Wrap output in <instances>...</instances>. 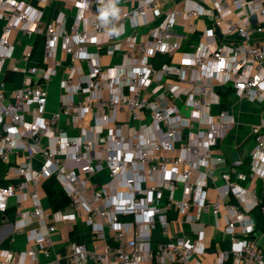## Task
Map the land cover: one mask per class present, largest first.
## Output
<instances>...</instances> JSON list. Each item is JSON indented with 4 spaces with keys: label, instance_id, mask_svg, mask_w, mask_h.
I'll list each match as a JSON object with an SVG mask.
<instances>
[{
    "label": "built area",
    "instance_id": "1",
    "mask_svg": "<svg viewBox=\"0 0 264 264\" xmlns=\"http://www.w3.org/2000/svg\"><path fill=\"white\" fill-rule=\"evenodd\" d=\"M34 1L48 0H0V164L23 178L0 185V212L17 198L16 230L24 232L37 221L28 238L48 259L46 264H62V256L54 252L56 223L76 222L81 212L93 242L88 245L70 236V264H200L193 258L205 251L204 231L197 239L181 236L157 245L152 240L155 229L168 234L172 209L189 214L197 207L199 213L225 219L231 248L219 252L220 263L231 258L233 264H264V248L252 238L256 224L251 215L260 204L257 182L264 180V125L253 128L250 171L235 174L236 180L249 181L252 187L240 186L224 174L226 183L214 201H208L207 191L215 179L213 171L226 163L213 149L237 122L227 109L212 114L222 102L219 91L264 103V0H215L210 8L201 3L205 0H135L131 8L118 5L119 16L108 26L98 19L100 0H62L77 7L70 25L64 12L44 21ZM164 2L171 4L165 11ZM152 14L165 17L147 38L141 37L139 30ZM199 18L211 23L200 35L209 40L183 52L179 64L156 67L150 62L158 53L172 56L179 51L187 34L177 28L197 34ZM112 27L120 34H111ZM18 31L43 38L44 66L26 65L31 47L14 57ZM60 45L70 62L59 107L47 117L46 83L61 66L56 60ZM120 49H125L126 61L104 67L103 52L113 55ZM12 57L11 69L23 74V86L8 97L2 74ZM181 106L191 115L185 116ZM119 114L137 126L126 131ZM63 118L78 134L68 132ZM38 156L41 162L35 167ZM103 172L107 180L97 183ZM51 176L70 199L67 209L49 212L43 207L39 188ZM230 196L237 203L225 201ZM26 202L30 209H21ZM261 211L264 214V206ZM189 218L196 221L198 216ZM0 256V264L39 260L34 248L17 254L2 250Z\"/></svg>",
    "mask_w": 264,
    "mask_h": 264
},
{
    "label": "crops",
    "instance_id": "2",
    "mask_svg": "<svg viewBox=\"0 0 264 264\" xmlns=\"http://www.w3.org/2000/svg\"><path fill=\"white\" fill-rule=\"evenodd\" d=\"M215 0H205L201 1V3L206 7L214 6ZM36 4L39 10L43 13V20L49 21L54 19L60 12H64L67 15L66 21L67 24L70 25L74 18L77 15V7L73 2H64L62 0H48L46 3L40 4L38 2H33ZM135 0H120L119 5L123 7H133L135 4ZM171 4L164 2L163 10H167ZM165 14L161 17H154L152 14L145 18L146 24L143 25L140 30V36L147 38L152 29L159 24ZM4 24V20L0 18V37H1V28ZM208 25H211L210 21L206 18H199L197 20V26L199 32L196 34L188 33L182 27H178L177 31L180 33H186L187 38L184 41L181 49L170 56V62L174 64H179L183 60V52L192 51V45L204 41L205 38H201V31ZM131 29L129 26L126 28V33L129 34ZM41 36H27L22 32H16L13 39L15 42V53L14 57H20L24 51L28 48H32V57L30 62L26 65H41L43 64V52L34 51L37 46L38 40ZM264 41V34L261 36ZM100 39H105L104 36L100 37ZM209 40V39H206ZM205 40V41H206ZM90 49H94V45L90 46ZM12 57L8 60L7 66L3 72V77L6 81V91L8 97L11 96L14 90L20 89L23 86V74L15 73L12 71V65L15 62V58ZM153 56L150 59V62L153 64ZM56 60L61 63L59 67L58 74L52 78L49 82L46 83V86L49 90L50 97V112H54L59 107L60 96L62 94V79L67 76V65L70 62V56L65 54L62 45L59 46L56 54ZM126 61L125 58V49H120L116 51L113 55H108L106 52H103L102 55V63L104 67L111 68L116 64H121ZM24 65V63H22ZM165 64V63H164ZM85 71H87V67L83 64ZM154 65V64H153ZM155 66V65H154ZM157 67V66H156ZM221 96V104L215 105L212 108V114L216 115L220 109L229 110L236 117V124L234 125L231 132L227 135L226 138L220 141V143L213 149V154L215 156H223L226 159V163L217 166V168L213 171V176H215L214 180L209 181L208 186V201H214L218 195L220 189L225 185L226 180L224 178V174L230 175L232 179L236 180L235 174L238 172L248 173L250 171L249 164L245 162L250 159L251 150L254 147V139H253V128L256 125H264V103H251L243 100H239L233 91H219ZM184 108V107H182ZM187 110L186 108H184ZM189 114L185 116L191 115V111ZM119 118L125 124V130L130 131L134 126L136 127V122L129 121V118L126 114H119ZM64 126H66L68 132L70 134H78V130H76L70 123L67 118L62 120ZM14 160H17L16 157L13 156ZM236 160H241L243 163L241 165H235L234 162ZM41 162V157H36L35 167H38ZM22 177H17L12 175L6 170V166L0 164V182L8 183L11 181L19 182L22 181ZM46 180V179H45ZM44 180V181H45ZM107 180V173L103 172L96 178L97 183H103ZM44 181L40 186V195L42 202L44 201V209L46 211L52 212L60 209L52 208L50 203V199L47 195V192L44 187ZM240 186L250 188L252 187L251 182L246 180H236ZM258 189V199L261 201L264 200V180L260 179L257 182ZM181 192V190H180ZM181 197V196H180ZM225 201L237 203V199L234 196L226 197ZM70 203V202H69ZM69 205V204H68ZM31 207L29 202L23 204L21 209L29 210ZM66 206L65 209H67ZM9 212H14L15 219L13 222H9L7 214ZM18 203L17 198L14 197L12 201L9 202V207L6 212H0L3 215V225L0 227V245L6 240L10 238V247L8 249L0 248V253L2 250H10L12 253H20L25 252L29 248H34L38 252L39 260L35 264H46L48 259L39 251L37 246L31 242L28 238V232L30 229L35 228L37 226V221L31 222L24 232H18L15 227V223L18 220ZM224 215L225 212L223 211ZM198 216L196 221H192L189 217ZM170 227L168 234H163L161 229H155L152 232V240L153 244L157 245L164 241H174L178 237L187 236L191 238H198V234L201 231H204L203 234V243L205 244V251L202 254H196L193 258V262L199 261L200 264H222L219 262V252L221 250H228L231 248V242L229 235L226 234L225 228V219L224 217L216 218L211 212H201L199 213L198 208H193L189 214H183L176 209H172L169 214ZM58 233L55 236V245L54 252L56 254H60L62 256V264H70L69 260L66 257L67 251V239L71 236L74 230H76V239L83 243L90 245L92 240V232L90 227L85 222L84 213H80L78 216V220L76 222H57ZM256 229V228H255ZM241 229H237V234L240 236ZM260 245L264 248V233L258 238ZM103 242H99L101 245ZM4 258L0 256V261H3ZM192 262V263H193ZM4 264H11L6 263ZM224 264V263H223Z\"/></svg>",
    "mask_w": 264,
    "mask_h": 264
},
{
    "label": "trees",
    "instance_id": "3",
    "mask_svg": "<svg viewBox=\"0 0 264 264\" xmlns=\"http://www.w3.org/2000/svg\"><path fill=\"white\" fill-rule=\"evenodd\" d=\"M43 38L41 37L38 42H37V46L36 49L34 51L36 52H43ZM170 56L169 55H164V54H156L155 57L153 58V64L157 67H161L164 63H169L170 62ZM250 159H248L246 163L249 164ZM5 183L0 182V185H3ZM44 187L45 190L47 192V195L50 199V203L52 205V208L54 209H65L66 206H68L70 199L67 196V194L65 193L64 189L62 188L61 184L58 182V180L54 177L51 176L49 178H47L44 181ZM232 202V201H230ZM264 206V200L262 199L260 201V204L257 205L256 207H254L251 210V215L253 216V218L255 219V224H256V230L255 232H259V231H264V214L261 211V207ZM9 222H13L15 219V214L14 212H9L6 213ZM3 215L2 213H0V227L3 225ZM76 230L73 231V233H71V238L72 239H76ZM10 247V238L6 239L1 245L0 248H5L8 249ZM224 264H233L232 259L230 258L229 260H227Z\"/></svg>",
    "mask_w": 264,
    "mask_h": 264
},
{
    "label": "clouds",
    "instance_id": "4",
    "mask_svg": "<svg viewBox=\"0 0 264 264\" xmlns=\"http://www.w3.org/2000/svg\"><path fill=\"white\" fill-rule=\"evenodd\" d=\"M120 0H100V3L103 5L99 11V22L102 25L108 26L110 25L115 19L118 18L120 8H119ZM111 34H120V30L118 28L112 27Z\"/></svg>",
    "mask_w": 264,
    "mask_h": 264
},
{
    "label": "rangeland",
    "instance_id": "5",
    "mask_svg": "<svg viewBox=\"0 0 264 264\" xmlns=\"http://www.w3.org/2000/svg\"><path fill=\"white\" fill-rule=\"evenodd\" d=\"M5 70V69H4ZM4 72V71H3ZM2 77H3V74H2ZM49 104H50V97H49ZM48 104V106H47V114H46V116L48 117V116H50L51 115V110H50V105ZM182 107V106H181ZM182 113L183 114H186V115H188L189 114V111H187V110H185L184 108H182ZM64 119V118H63ZM62 125H63V123H62ZM45 142V141H44ZM180 196H181V192H180V189L177 191V194H176V197L177 198H180ZM12 199L13 198H11V200L10 201H12ZM43 203V206H44V201L42 202Z\"/></svg>",
    "mask_w": 264,
    "mask_h": 264
},
{
    "label": "water",
    "instance_id": "6",
    "mask_svg": "<svg viewBox=\"0 0 264 264\" xmlns=\"http://www.w3.org/2000/svg\"><path fill=\"white\" fill-rule=\"evenodd\" d=\"M263 233H264V231L254 232L252 234V238L258 239Z\"/></svg>",
    "mask_w": 264,
    "mask_h": 264
}]
</instances>
